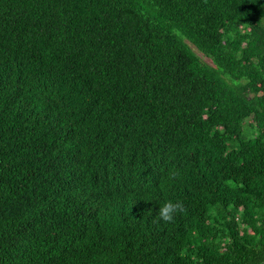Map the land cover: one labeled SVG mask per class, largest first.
Segmentation results:
<instances>
[{"label": "trees", "instance_id": "16d2710c", "mask_svg": "<svg viewBox=\"0 0 264 264\" xmlns=\"http://www.w3.org/2000/svg\"><path fill=\"white\" fill-rule=\"evenodd\" d=\"M0 264H264V0H0Z\"/></svg>", "mask_w": 264, "mask_h": 264}, {"label": "clouds", "instance_id": "9594fccd", "mask_svg": "<svg viewBox=\"0 0 264 264\" xmlns=\"http://www.w3.org/2000/svg\"><path fill=\"white\" fill-rule=\"evenodd\" d=\"M171 178H175L173 174ZM187 209L183 202L181 201H166L158 210L157 219L158 221H162L164 223H170L174 220L178 213H186Z\"/></svg>", "mask_w": 264, "mask_h": 264}, {"label": "rangeland", "instance_id": "374dc122", "mask_svg": "<svg viewBox=\"0 0 264 264\" xmlns=\"http://www.w3.org/2000/svg\"><path fill=\"white\" fill-rule=\"evenodd\" d=\"M196 52V51H195ZM197 53V52H196ZM198 54V53H197ZM199 55V57L201 58V60L203 61V62H207V60L204 58V57H202L200 54H198Z\"/></svg>", "mask_w": 264, "mask_h": 264}]
</instances>
